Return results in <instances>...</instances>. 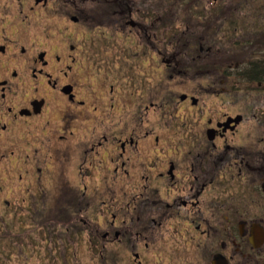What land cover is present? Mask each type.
<instances>
[{
	"label": "flooded vegetation",
	"instance_id": "flooded-vegetation-1",
	"mask_svg": "<svg viewBox=\"0 0 264 264\" xmlns=\"http://www.w3.org/2000/svg\"><path fill=\"white\" fill-rule=\"evenodd\" d=\"M167 1L0 0V228L22 236L17 264L54 247L75 264H264V0ZM100 132L105 163L76 185L72 139Z\"/></svg>",
	"mask_w": 264,
	"mask_h": 264
},
{
	"label": "rangeland",
	"instance_id": "rangeland-1",
	"mask_svg": "<svg viewBox=\"0 0 264 264\" xmlns=\"http://www.w3.org/2000/svg\"><path fill=\"white\" fill-rule=\"evenodd\" d=\"M161 3L163 4L162 6V10L161 12H165L166 10L170 9V7H165L166 4H169L167 0H161ZM173 23H177V24H181L183 23V21H178V22H173ZM99 39H101V43L103 45H110V43H113V41L111 39H109L108 37H106L105 35L99 36ZM126 51V52H125ZM125 51L123 52V54L127 55L130 57L132 54L135 55L136 51L133 50L131 52V48L125 49ZM127 60V58H126ZM158 66L156 65L155 62L151 63V70H153V72L157 71ZM191 74V73H189ZM140 76H138L139 78ZM187 79H184L185 82H183V85H179V87L174 88L173 85L176 84H170L169 85V92H171V98L174 100V102H171L172 104H177V100L178 97L177 96V92H183V93H191V88L194 87V83L193 81L187 76ZM177 82V81H176ZM203 85H205L204 82H202ZM197 92H194V94H196ZM198 97V99L200 101L209 103L210 99L209 96L207 94L204 93H199L198 95H196ZM167 103L166 101L164 102L163 106L160 108V114H162V120H163V115H164V121L165 122H176L178 121L179 118H177L175 112L173 111V106L172 104ZM208 107V106H206ZM206 112L208 110H205ZM208 113V112H207ZM155 120L156 122H158V114L155 113ZM209 115V113H208ZM101 132L97 134V140L96 142H92L90 139V136H84L83 140L82 138H76V139H72L73 140V151H74V162H75V174H76V185H80L79 184V177L82 176L80 174V167L82 170V173L84 174V176H88L91 173V170L93 169V167L97 168L98 170L100 168H102L103 164L105 163V161H103L102 159V155H103V151H101V153L97 154V142L102 143L101 147H99V149H101L104 145L105 142L102 138H100L101 136ZM96 146V147H95ZM71 169V168H70ZM72 171H70L71 173ZM17 171H13V175L16 176ZM17 179V176H16ZM50 194V193H49ZM51 195V194H50ZM1 197H3L2 199H4V193L1 194ZM29 199L26 195V202L23 204L22 207V211H20V214L18 215L20 223H19V227L16 228V230L18 232H20V234L25 233L27 230H32V226L33 223L32 221H34L35 218H33V211L30 209L29 207ZM3 227V226H2ZM4 232H9L8 228L3 230ZM15 231V229H14ZM4 232H2L1 228H0V264H3L4 262L7 264H17V260H16V256L15 253L16 248H15V243L14 240L17 241H22V236H17L16 238L13 237L11 234H5ZM16 232V231H15ZM11 233V232H10ZM28 236L27 242L29 243V245L32 242L33 247L35 245H37L40 236L38 237V234L29 231L27 233V235L25 237ZM56 244V242H54V245ZM26 245V244H25ZM53 245V246H54ZM40 252L42 251L41 248H39ZM25 248L22 247V252L24 255H27L25 253ZM58 251V250H57ZM7 257V258H6ZM87 264H96L91 263L89 261H86ZM35 264L36 260L30 261L29 264ZM41 264H75L74 261H70L68 256H66V258H64L63 254L61 253V255H58L56 252V249L54 247V251L51 250L48 259L46 260V262L41 263ZM77 264H79V262H77Z\"/></svg>",
	"mask_w": 264,
	"mask_h": 264
},
{
	"label": "bare ground",
	"instance_id": "bare-ground-1",
	"mask_svg": "<svg viewBox=\"0 0 264 264\" xmlns=\"http://www.w3.org/2000/svg\"><path fill=\"white\" fill-rule=\"evenodd\" d=\"M193 97H195V95H193ZM195 99H197V101L199 102L200 100L198 99V97H195ZM194 100V99H193Z\"/></svg>",
	"mask_w": 264,
	"mask_h": 264
}]
</instances>
